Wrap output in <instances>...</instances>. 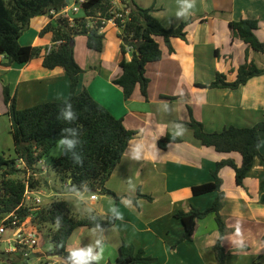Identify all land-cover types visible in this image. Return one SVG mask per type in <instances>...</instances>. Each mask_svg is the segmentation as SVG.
Wrapping results in <instances>:
<instances>
[{"label": "crops", "instance_id": "crops-1", "mask_svg": "<svg viewBox=\"0 0 264 264\" xmlns=\"http://www.w3.org/2000/svg\"><path fill=\"white\" fill-rule=\"evenodd\" d=\"M172 2L179 3V0ZM148 7L154 8L153 16L165 28L176 27L186 20L190 23L185 27L186 41L170 39L171 53L162 38L155 37L161 58L145 67V77L149 81L147 99L137 85L130 98L124 100L121 88L112 83L122 73L120 60L131 58L130 51L121 54L120 29L111 22L106 24L100 52L87 49L85 36L78 35L74 39V60L82 70L76 92L86 90L112 116L120 118L127 130L137 132L105 183V189L117 198L107 194L97 196L98 210L93 212L98 216H114L113 206L124 214L123 221L115 218L112 227L103 229L106 241L100 264L114 263L123 243L142 249L146 256L154 258L155 261L149 264H216L212 247L219 233L214 214L196 221L195 232L189 241H179L184 230L175 214L188 212L192 207L200 211L208 208L216 193L193 196L191 188L212 181L211 171L217 162L233 159L239 166L241 156L202 146L185 123L189 120V110L206 132H219L230 126L252 127L264 120V75L251 78L236 90L196 86L209 85L216 73H223L227 81H233L236 69L245 61V54L258 67H264V54L232 39L227 28L230 21L257 19L258 28L254 33L259 41H264V13L236 0H196L195 8L183 18H177V11L167 7L164 0H156ZM82 16L79 12L74 17ZM55 18L39 16L31 19L19 44L50 47L51 35L40 36L39 32L48 23H54ZM3 60L0 55V122H9L2 99L3 87H8L18 110L68 98L70 82L62 68H43L41 58L8 67L2 65ZM178 123L186 127V133L177 137L179 142L170 143L161 150L157 141L166 134L172 135ZM137 144H142L145 149L140 161L130 158L132 148ZM260 153L264 156V133L260 134ZM218 177L224 193L220 215L227 228L222 239V246L228 252L226 264H264V190L259 187L260 181L264 180V167L255 158L242 187L235 184L234 171L230 167H222ZM129 178L135 189L127 183ZM121 196L133 199L134 209L120 204ZM237 221L242 225L243 249L231 243ZM92 229H75L66 249L91 243L94 239Z\"/></svg>", "mask_w": 264, "mask_h": 264}, {"label": "trees", "instance_id": "trees-1", "mask_svg": "<svg viewBox=\"0 0 264 264\" xmlns=\"http://www.w3.org/2000/svg\"><path fill=\"white\" fill-rule=\"evenodd\" d=\"M122 2L123 8L115 10L111 0H87L82 4L83 16L74 18L72 23L68 19L56 17L54 23H48L39 32L40 36L51 35L50 47L41 48L21 46L18 40L28 29L31 19L39 16L52 18L61 11L67 0H0V55L4 58L2 65L5 67L12 64L21 65L32 59L41 58L43 68H62L70 82V93L66 100L46 102L23 110L16 108L15 99L10 97L8 87H3L2 90L15 157L8 159L0 155V224L5 216L13 214V217L3 223L6 229L21 225L29 217L33 226L55 227L56 217H61L60 228L55 227L49 234L53 248L48 256L59 259L60 262L57 264H63V258L67 256L66 244L75 229L95 228L96 225H99L100 229H107L115 224L116 219L114 216L102 217L94 213L83 218H75L71 214L69 204L64 200H53L48 206L31 212L29 207L22 204L26 188L37 191L47 186L45 180L34 178L37 173L41 175L37 165L48 156L49 151L60 139L65 137L76 139L79 143L75 149L61 150L59 157L50 163L56 174H65L69 181L65 185V190L69 193L82 191L85 189L84 183L87 182V191L117 198L105 189V183L122 158L129 142L137 134L136 131L127 130L120 118L112 116L86 90L76 92L82 70L73 56L75 37L85 36L87 49L100 52L103 48L104 33L98 30L100 23L97 27L94 25L87 27L90 23L88 18L100 15L105 20L113 19L115 26L121 30L118 35L121 41V54L124 55L127 47H131L130 60L126 61L124 58L120 60L119 67L122 73L112 81L121 88L124 100L130 98L137 85L141 95L147 99L149 81L145 77V67L148 63L159 61L161 58L155 37L162 38L170 53L173 51L170 39L186 41L188 37L185 27L190 23L189 20L181 22L176 27L165 28L153 16V7H140L134 0ZM116 14H122L123 19L116 18ZM227 28L232 39H238L254 52L264 54V41H259L254 33L258 28L257 19L240 18L230 21ZM137 43H140L138 52ZM262 75L264 67H258L245 54V61L236 69L233 81H227L223 73H216L214 81L209 85L196 86L236 90L251 78ZM69 110L73 113V120L64 119L65 111ZM185 126L202 146L212 147L221 153L236 152L241 156L239 166L233 159L217 162L211 171L212 181L191 188L193 196L216 193L208 208L200 211L192 207L188 212L179 211L175 214L184 230L179 241L191 240L196 229V221L210 213L214 214L219 235L212 251L216 264H226L228 252L222 246V239L227 234V228L220 215L224 193L221 190L222 181L218 177V171L225 166L232 168L235 184L242 187L255 158H258L259 164L264 167V156L260 153V134L264 133V120L252 127L230 126L219 132H206L203 125L194 120L189 110V120ZM73 132L76 133L75 136L72 135ZM179 141L180 139H173L172 135L166 134L157 141V145L164 150L168 144ZM73 152L83 158V166L74 162ZM20 165L22 168H18ZM259 187L260 190H264V180L260 181ZM138 196L151 200L150 197L139 193ZM61 243L64 246L57 247ZM154 261L155 259L146 256L142 249H135L134 246L123 243L119 247L118 257L114 263L107 264H149ZM0 264H8L7 259H0Z\"/></svg>", "mask_w": 264, "mask_h": 264}, {"label": "rangeland", "instance_id": "rangeland-1", "mask_svg": "<svg viewBox=\"0 0 264 264\" xmlns=\"http://www.w3.org/2000/svg\"><path fill=\"white\" fill-rule=\"evenodd\" d=\"M154 1L156 0H134V2L138 6L143 8H146V6H150L154 3ZM112 2H115V0H112ZM228 2H231V0H228ZM236 2H239L241 5H252V9H257L258 13H264V0H236ZM164 4H166L167 7L170 6L171 9H174L176 11H178L181 7L180 3H174L172 2V0H164ZM119 5L120 4L114 3V9H118L120 7ZM6 121L7 120L0 122V155H3L5 158L8 159H13L15 155L13 151L12 139L9 132L10 125L9 122ZM60 152L61 149L57 144L49 151L48 156L43 158L41 162L37 165V169L41 171V175L37 173L34 178L39 179L41 181L45 180L47 182V186H43L37 191H34L32 197H38L40 199V203L37 206L32 205L31 202H27L26 206L33 209H41L48 206V204L53 200H64L69 204L71 214L75 218H83L91 215L92 213L96 214L93 211L98 210V197H100V195L95 192H89L86 189L78 191L79 193H81L79 197L76 195V192H67L65 190V185L68 180L65 174H56L52 170L50 165L51 160L58 158ZM18 168H22V166L20 165ZM91 194L96 195V197L98 196L97 201L91 202L89 200V196ZM25 221L27 223H30V217L27 218ZM33 230L37 236L36 247L33 249L32 253L35 255V257L23 258L20 251L13 252L8 255V258H6L8 264H57L60 262L59 259L48 256V254L53 248L49 234L51 231L55 230V227L52 225H45L43 227L33 226ZM9 238H11V233L9 231H6L0 237L1 252H5L8 249L9 245L6 243V240Z\"/></svg>", "mask_w": 264, "mask_h": 264}, {"label": "clouds", "instance_id": "clouds-1", "mask_svg": "<svg viewBox=\"0 0 264 264\" xmlns=\"http://www.w3.org/2000/svg\"><path fill=\"white\" fill-rule=\"evenodd\" d=\"M181 5L180 9L176 12L177 18H183L190 14L191 10L196 6V0H179ZM70 107V106H69ZM64 119L73 120L74 116L72 111H65ZM67 131V130H65ZM187 129L183 124H177L176 130L173 132V139L183 136L186 133ZM73 136L76 135L75 132L72 133ZM79 143L76 139H69L67 137L62 138L58 141L59 148L63 151L67 149L68 151H72L76 148ZM145 154V149L142 144H137L132 148L131 151V159L135 161H140L143 159ZM73 160L76 164L83 166V158L80 155H77L73 152ZM127 183L135 189V184L131 178L128 179ZM85 189H87V182L83 185ZM75 188V185H73ZM76 195L79 197L81 193L78 191ZM120 204H122L125 208L134 209L135 205L133 199H129L126 197H120ZM111 212L115 216L116 219L121 221L124 220L123 212L119 211L115 206L111 207ZM94 219V217H93ZM61 226V217H56V229H59ZM103 229H100L99 225H96L94 229H92V235L94 239L91 243H88L84 246H78L74 248H68L67 256L63 258V264H100V262L104 258L105 251V241L106 238L102 235ZM234 239L231 240V243L237 246L238 248L243 249L245 247V240L242 232V225L239 221L235 224V231L233 233ZM63 243L58 245L57 247H63Z\"/></svg>", "mask_w": 264, "mask_h": 264}, {"label": "built area", "instance_id": "built-area-1", "mask_svg": "<svg viewBox=\"0 0 264 264\" xmlns=\"http://www.w3.org/2000/svg\"><path fill=\"white\" fill-rule=\"evenodd\" d=\"M87 0H67L66 5L61 9V11L57 14H54L55 17H61L68 19L70 23H72L73 19L76 18L74 17L77 13L81 12L82 13V4L86 3ZM114 3L120 4L118 9H122V0H115V2H112L111 4L113 5ZM125 14L127 12L125 11ZM116 18H122V14H116ZM90 20L89 25L87 27L91 26H96L98 23H100V26L98 27L99 32H102L106 24L112 23L114 26L113 19L111 20H105L104 18L100 17V15H96L95 17L88 18ZM127 51H131V47H127ZM69 181L66 183L68 184ZM34 191L26 188L22 200V204L26 206L27 202H31L32 205H38L40 203V199L38 197H32ZM97 197L96 195L92 194L90 195V200H96ZM31 212L37 211L38 208H29ZM10 217H13V214L5 216L0 224V237L6 232L9 231L11 233V238L6 240V243L9 245L8 249L5 252L8 253H13L20 251L21 255L23 258H29L32 253L33 249L36 247V241H37V236L36 233L33 230V226L30 223H27L24 221L21 225L15 226L13 228L6 229L4 226V222L7 221ZM30 230V231H28Z\"/></svg>", "mask_w": 264, "mask_h": 264}, {"label": "water", "instance_id": "water-1", "mask_svg": "<svg viewBox=\"0 0 264 264\" xmlns=\"http://www.w3.org/2000/svg\"><path fill=\"white\" fill-rule=\"evenodd\" d=\"M139 45H140V43H137V44H136V52H138V47H139ZM31 257H35V255L32 254V255L30 256V258H31ZM6 258H8V253H6V252H1V251H0V259H6Z\"/></svg>", "mask_w": 264, "mask_h": 264}]
</instances>
